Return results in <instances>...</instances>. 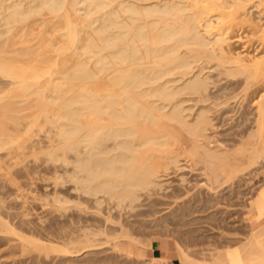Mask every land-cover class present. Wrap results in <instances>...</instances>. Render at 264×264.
I'll return each instance as SVG.
<instances>
[{"label":"bare ground","instance_id":"obj_1","mask_svg":"<svg viewBox=\"0 0 264 264\" xmlns=\"http://www.w3.org/2000/svg\"><path fill=\"white\" fill-rule=\"evenodd\" d=\"M224 124L228 138L216 133ZM41 125L46 138L36 140ZM32 143L53 146L37 158L58 183L52 201L31 197L59 202V216L44 211L54 218L72 211L71 231L50 227L60 244L54 233L33 235L45 213L35 224L29 201L15 207L3 199V187L10 195L19 188L9 169L15 152ZM180 149L203 182L166 201L155 195ZM262 166L264 0H0V207L16 208L5 218L0 212L6 243L68 259L113 239L121 253L124 240L144 244L136 235L150 222L144 216L167 209L153 220L174 216L193 235L200 227L190 225L211 219L217 233L194 234L193 252L178 245L182 264H264V177L239 204L243 233L227 227L236 205L216 198ZM140 260L173 264L151 251Z\"/></svg>","mask_w":264,"mask_h":264},{"label":"rangeland","instance_id":"obj_2","mask_svg":"<svg viewBox=\"0 0 264 264\" xmlns=\"http://www.w3.org/2000/svg\"><path fill=\"white\" fill-rule=\"evenodd\" d=\"M247 109L248 110L252 109V106L249 105V108H247ZM228 126H229L228 124H224V125H222L220 127L218 126L219 130L217 129L218 130L216 132L217 135H219L220 133H225V134H222V136L220 135L219 137L228 138L227 135L230 136L229 135L230 133L229 134L227 133L229 131ZM38 128L39 129L37 130V134L33 138L36 139V140L46 138L45 126L41 125ZM223 135H226V136H223ZM40 146L41 145H39L37 143L24 144V145H21L17 149V151L15 152L16 156L13 158V161H16V163L11 164L9 169H10L12 177L14 178V182L15 183H19V188L17 189L16 193H13V194L10 195L8 187H5V188L1 187L3 189V193L2 194L4 195L3 199H4V201L6 203H12V204H15V205L17 203L18 204L20 203L19 204V206H20L21 202H24V200L27 203L29 201V204L31 205L30 208L33 207L31 209L32 210V214L31 215L34 217L33 220H34L35 224L38 223L39 217H41L42 219L45 216L47 217L50 214V212H52L53 210L56 211V208L59 209L60 205H61L57 201H55V202L58 203V204L56 203L57 206L54 205V203H51V201L53 199V196L55 198L56 187H54V186H55L56 183H58V182L54 181L55 180L54 178H56V180H58L57 177L55 176V174H56L55 170L53 168L51 169L49 166H47L48 163L43 162V161H41V160H39L37 158V156L39 154H41L42 151H45V150L50 149V148H53V146H48V147H44V148H40ZM181 151H183L182 153L185 152L183 149H180L179 152H181ZM180 155L181 156H180V161H179L178 165H174L173 167H171L168 170L167 174L162 177L163 178V182L162 183H164L163 184V188L159 189V191H157V194L155 195L157 197H161L162 199H165L166 201L175 199V194L180 195L183 192L184 186L188 187V188L190 187L191 191L193 192V191L198 190V185L197 184H200V183L203 182L202 181V176L199 174L198 169L192 168V166L190 165V161L186 159L187 157L185 155H187V153L185 152L184 155H182L180 153ZM42 163H45V164L43 165ZM45 167H47V168H45ZM183 175H185V177H186L185 180L182 179ZM53 176H55V177L53 178ZM263 177H264V166L259 167V169H255L254 171L250 172L248 175L244 176L241 180L236 181L232 188H227V189H225L223 191H220V193H218L216 198L221 200L222 203H224L226 201H228V202L232 201L234 203L233 206L236 205L235 207H232L234 209V211L237 212V214H234L233 218H231L232 219V223H234L233 224L234 226H232V223L228 220L227 227L231 228L232 230H233V228H235L238 231H240V233H243L247 229L246 225L244 226V223L245 224H247V223L243 222L244 221L243 217L245 216V214H244L245 209L241 208L244 205L241 206V207H240V205L243 204V203L245 204L246 202L244 201V198L247 201L250 198V196L252 195V192H255L254 190H256L261 185ZM56 186L59 187V184H57ZM62 186L59 187V188H66L69 185L67 184V185H65V187H62ZM47 189L49 191H47ZM46 191H47L48 194H50L49 196L46 193ZM53 191H54V193H53ZM1 192H2V190H1ZM32 194H34L33 196L36 195L37 197H39V195H41V197L44 196V195H47L45 198L44 197L43 198L44 199H46V198L47 199L48 198L51 199L50 204H53L54 206H56V208L53 209V207H54L53 205L51 206V205L47 204L48 200H46L45 203H44V201L41 200L42 198L39 197V198H41L40 199L41 202L44 203L42 205L43 207L41 208L40 200L38 198H36V200H34L33 196L31 197ZM0 195H1V193H0ZM241 198H243V199H241ZM177 199L181 200L182 197H178ZM18 204L16 206L13 205V207L14 206L17 207ZM38 205H39V207H38ZM47 205L49 207L51 206V208H50V210L52 209L51 211L48 208V211H50V212H48V211L44 212L45 208L48 207ZM58 205H59V207H58ZM237 206H239L240 208L237 207ZM11 207H12V205H11ZM11 207L10 208H6L5 210L2 207H0V208H2V209H0V212L3 215L4 211H5V213H6L7 210L10 211L9 209H12ZM20 207H19V210H20ZM158 207H162V206H158ZM243 208H245V207H243ZM15 209H12V210H15ZM12 210H11V212L16 215L17 214V213H15L16 210L15 211H12ZM46 210H47V208H46ZM210 210H213V208L210 209ZM17 211H18V208H17ZM40 211H41V213H40ZM58 211L60 212L61 210H58ZM61 212L57 213V211H56L57 215L61 214ZM70 212H72V211H67V213H66V211L63 212L62 213L63 215L66 213L64 215L65 217H61L62 215H60V217L62 219V223L65 220L66 223L70 222V224H67V225L63 226V224L61 223L60 217H58L59 215L57 216L55 214V212H54L53 215H55V218L57 220L56 221L57 225L55 223L54 216L52 217V215L50 214L49 219H50V217H52L53 219L51 218V220H49V219H47L45 217V220L46 221L49 220V222L47 221L48 223H46L45 220H43L42 223L39 222L38 225L40 226V229H38L39 228V226H38V228H37L38 231L34 232L36 229L33 228L32 231L35 229L33 231V233H36V234H33V235H35L37 237L41 236V237H43L45 239H47L48 237L52 238L53 235H54L55 236V237H53L54 241H55L56 237H57V239H59L60 237L56 236L55 233H58L61 230L60 228H62V227L67 228V229H69L68 231H71L73 229L72 228L73 224L71 223V220L69 219V218H71L70 217V214H71ZM5 213H4V216H3L4 218H5ZM10 213H8L7 215H9ZM165 213H168L167 209H162L161 211L157 212L155 215L153 214V215H150V216H144L145 219H147V221H150V222H148V224H146V225H143L144 227H142V229L141 228H137V230H136L137 234L136 235H139L140 240L144 241V244L146 242L145 246L141 242L143 245L139 244L138 247H135V246L132 247L130 245L131 246L130 247L127 244L128 241L124 240L122 242V247L124 249L127 248V249H130V251L132 250V252H134V254L130 253V255L134 256V258L136 257L134 259L135 261H133V262H132L133 258H131V260H129V261L126 259V258L129 257V254L127 253V249L126 250H119L121 253L117 252V248H115L116 250H114L113 247L116 246V245H114V244H116V242H115V240L113 241V239H111V241L107 240V242L109 241V243H108L109 246H108V244H104L103 243V244H101L99 246H96V251H92L91 250L92 254H93V252L96 253V254L94 253L95 255H93V256H92L91 251H90V252L87 253L88 254V257H87L86 252L82 250V251H80V253H77L76 255H73V254H72L73 256L70 255L68 257V259H64V258L62 259V257H60V256H62L63 254L59 255L58 252H55L57 254H55V253L53 254V253L50 252L49 255L45 252L48 256L47 255L45 256V253L42 252L41 255H39L40 257L38 256V252L37 251H32L31 250L29 252L28 251L25 252L26 253L25 254V253H23L21 251V247L16 246V245H18L17 243H19V242H17V240H15V242H17L16 244H14L15 243L13 241L14 239L12 240L13 242L9 241V243H11V244L6 243L8 241H6V239H5L6 237L3 238V234L4 233L3 234L0 233V264H61L63 262L65 263L66 261H68V264H131V263L132 264H141L144 260L141 262L140 259H147V258L150 257V251L152 253L153 247H150V248L148 247V242H149L150 239H151L150 243H153L155 246H159L161 248L160 249L161 251L157 255L166 256L167 257V260H166L167 262L171 261L173 264H182V259H181L182 257L178 253L179 252L178 251V245H182L183 247H186V248L189 247L187 249H190L189 251L193 252L194 249L192 247L193 245H191V243H192L191 239H192L194 234H196L194 236V238L198 239V240H201V238L203 237V236H201L202 235L201 233H203V234L204 233L211 234L210 235L211 238L217 236V233H215V231H211V229H208L209 225H211L210 224V222L212 221L211 219H207L206 220V218H205V219H202L200 222H197L198 224H193V226L190 225V227H200V230L193 232L194 233L193 235L192 234L188 235V233H186V227H182L181 226L182 224L177 220V218L174 219V216H173V218L171 217L173 220L171 218H169V221H168V219H166L165 221L163 220V221H159V222L158 221L155 222V220H153L156 217L164 216ZM206 213L207 212H204V213L201 212L200 215H205ZM2 215H0V216H2ZM7 215H6V218H8V219L10 218L9 216H11V217L15 216L13 214L9 215V216H7ZM235 215H237V216H235ZM56 216L58 217V219H57ZM66 216H69V218L68 217L66 218ZM144 217H142V218H144ZM234 217L235 218L238 217V218L235 219ZM240 217L243 220L240 219ZM14 218L16 219L17 217H13L12 220L11 219L10 220H11V222L14 221V223H16V220H14ZM64 218H66L67 220L64 219ZM234 219H235L236 222L234 221ZM52 220H54V221L52 222ZM151 220H153V221H151ZM209 220H211V221H209ZM240 220H242V224H241ZM17 221L19 222L18 218H17ZM45 223L48 224V225H45ZM50 223H51L52 226H49ZM53 223H55V224H53ZM59 223H60V225H59ZM66 223H64V224H66ZM145 223H147V222H145ZM211 223H213V221ZM27 225L28 224H26L27 232L30 233L31 229H29V231H28ZM61 225H62V227H61ZM68 225H70V226L67 227ZM17 226L19 227V224H17ZM53 226H55V227H53ZM58 226H60V228ZM175 226H177L176 228H178V227L179 228L176 229V228H174ZM211 226L213 227V225H211ZM50 227H51L52 231H54L55 233L51 231ZM57 228H59L60 230L57 229ZM183 228H184V230H183ZM55 229H57L59 231L57 232V230H55ZM172 230H174V231H172ZM212 233H214V234H212ZM31 234L32 233H30V235ZM197 234H198V236H197ZM142 236H143V238H142ZM190 236H191V238H190ZM145 238H146V240H144ZM104 240L106 241V239H104ZM58 241L60 243L61 242L63 243V239H62V241H61V239H59L56 242L59 243ZM157 243H162V245L164 244V248L165 249L163 247H161L160 245H156ZM112 244H113V247H111ZM188 244L191 245V246H189ZM194 248H195V246H194ZM112 249L114 250V252H113ZM94 250H95V248H94ZM32 252H34V253H32ZM27 253H31L32 255L30 254L31 255L30 256ZM43 254H44V256H43ZM89 254H91V256ZM136 254H138L140 256L139 260H140L141 263L139 262V260H138L139 257ZM55 255H59V256L57 257ZM112 255H113V257H112ZM127 255H128V257H126ZM71 256H72V258H70ZM63 257H64V255H63ZM84 257L87 258V259H85ZM92 258H94V260ZM144 263H146V261H144L142 264H144ZM65 264H67V262Z\"/></svg>","mask_w":264,"mask_h":264},{"label":"crops","instance_id":"obj_3","mask_svg":"<svg viewBox=\"0 0 264 264\" xmlns=\"http://www.w3.org/2000/svg\"><path fill=\"white\" fill-rule=\"evenodd\" d=\"M158 245L162 246L164 248V245H162V243H157ZM156 244V245H157ZM161 248L159 246H155L153 249H152V253L153 255H157L161 250ZM165 249V248H164ZM159 256V255H158Z\"/></svg>","mask_w":264,"mask_h":264}]
</instances>
